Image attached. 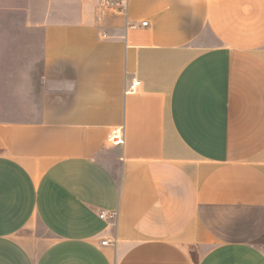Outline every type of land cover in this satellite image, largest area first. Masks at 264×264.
I'll return each instance as SVG.
<instances>
[{
    "label": "crops",
    "instance_id": "crops-1",
    "mask_svg": "<svg viewBox=\"0 0 264 264\" xmlns=\"http://www.w3.org/2000/svg\"><path fill=\"white\" fill-rule=\"evenodd\" d=\"M1 106L0 264H264V0H0Z\"/></svg>",
    "mask_w": 264,
    "mask_h": 264
},
{
    "label": "built area",
    "instance_id": "built-area-1",
    "mask_svg": "<svg viewBox=\"0 0 264 264\" xmlns=\"http://www.w3.org/2000/svg\"><path fill=\"white\" fill-rule=\"evenodd\" d=\"M112 7V6H111ZM144 26L147 25V23H143ZM140 82H134L133 85L129 88H127L125 90L126 94H132L135 93L137 91V89L140 87ZM109 142L112 143L113 145H122L123 144V135L122 132L120 130H115L113 131L110 136H109ZM117 216L116 213H112V214H107V213H102L100 215L101 219H108V218H115ZM107 244V243H104Z\"/></svg>",
    "mask_w": 264,
    "mask_h": 264
},
{
    "label": "rangeland",
    "instance_id": "rangeland-1",
    "mask_svg": "<svg viewBox=\"0 0 264 264\" xmlns=\"http://www.w3.org/2000/svg\"><path fill=\"white\" fill-rule=\"evenodd\" d=\"M0 109H1L2 111H3V109H4V111H6L8 108L5 107V106H3V107L1 106Z\"/></svg>",
    "mask_w": 264,
    "mask_h": 264
}]
</instances>
